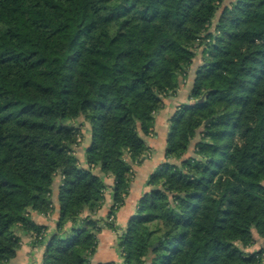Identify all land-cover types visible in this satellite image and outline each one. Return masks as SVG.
I'll return each mask as SVG.
<instances>
[{"label": "trees", "instance_id": "1", "mask_svg": "<svg viewBox=\"0 0 264 264\" xmlns=\"http://www.w3.org/2000/svg\"><path fill=\"white\" fill-rule=\"evenodd\" d=\"M200 47L117 248L122 264H260L244 248L264 240V0H0V264L18 226L45 246L36 264H90L99 220L81 214L111 175L117 230L154 113ZM57 174L47 236L31 214L54 210Z\"/></svg>", "mask_w": 264, "mask_h": 264}, {"label": "crops", "instance_id": "2", "mask_svg": "<svg viewBox=\"0 0 264 264\" xmlns=\"http://www.w3.org/2000/svg\"><path fill=\"white\" fill-rule=\"evenodd\" d=\"M196 59L192 65L180 77L178 88L172 93H168L163 98V105L154 113L153 131L148 136H145V141L148 145L145 157L139 163H132V175L129 185V192L124 199L123 204L115 211L112 221L117 227L113 230L104 222L107 218L109 208L113 202V177L111 175H102L106 185L104 189V201L99 209L92 212L85 210L81 216L90 215L93 219L99 220V231L96 232V250L90 258V264L113 262V264H122L123 260L117 248L119 233L127 228L128 220L136 214L138 201L143 193L149 190L146 185L148 176L164 161V150L166 147V138L169 129V120L177 111L180 105L191 102L189 97L190 88L192 86L194 72H189L190 69L198 65ZM189 73V74H188ZM86 124V123H84ZM75 155L78 161L83 164L85 160V148L80 144L75 149ZM97 174H102L98 168H95ZM60 176L57 174L53 183V205L54 210L47 214H38L33 212L32 219L47 228L44 233L48 236L54 231L58 216L57 204V188L60 183ZM15 232L20 237V246L16 256L10 261V264H36L41 261L44 252V245L33 243V233L22 229L20 226L15 228ZM259 245H264V240L256 237V242L244 248L245 251H254ZM150 258H147L144 264H151Z\"/></svg>", "mask_w": 264, "mask_h": 264}, {"label": "rangeland", "instance_id": "3", "mask_svg": "<svg viewBox=\"0 0 264 264\" xmlns=\"http://www.w3.org/2000/svg\"><path fill=\"white\" fill-rule=\"evenodd\" d=\"M232 1H234V0H224V2L225 3H229V2H232ZM201 47L199 48V50L197 51V56H196V63L197 64H199L200 62H201V57H200V51H201ZM196 68H197V66H196ZM196 68H195V66H193L191 69H190V71L189 72H194L195 70H196ZM195 73V72H194ZM189 74V73H188ZM191 89V88H190ZM190 93V92H189ZM189 154V152L187 153V155ZM155 244H153V246H154ZM259 249H261L262 250V252H261V257H262V259H261V262H260V264H264V245H259L254 251H251V252H249V251H246V252H248V253H252V252H255V251H258ZM122 260H123V258H122ZM146 261V260H145ZM150 262V261H149ZM123 263V262H122Z\"/></svg>", "mask_w": 264, "mask_h": 264}, {"label": "built area", "instance_id": "4", "mask_svg": "<svg viewBox=\"0 0 264 264\" xmlns=\"http://www.w3.org/2000/svg\"><path fill=\"white\" fill-rule=\"evenodd\" d=\"M110 219H112L113 218V215H110V217H109Z\"/></svg>", "mask_w": 264, "mask_h": 264}, {"label": "water", "instance_id": "5", "mask_svg": "<svg viewBox=\"0 0 264 264\" xmlns=\"http://www.w3.org/2000/svg\"><path fill=\"white\" fill-rule=\"evenodd\" d=\"M207 121V120H206Z\"/></svg>", "mask_w": 264, "mask_h": 264}]
</instances>
